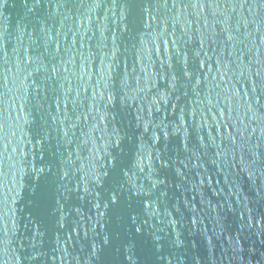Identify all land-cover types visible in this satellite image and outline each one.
I'll return each mask as SVG.
<instances>
[{
    "label": "water",
    "instance_id": "obj_1",
    "mask_svg": "<svg viewBox=\"0 0 264 264\" xmlns=\"http://www.w3.org/2000/svg\"><path fill=\"white\" fill-rule=\"evenodd\" d=\"M0 264H264V0H5Z\"/></svg>",
    "mask_w": 264,
    "mask_h": 264
},
{
    "label": "snow or ice",
    "instance_id": "obj_2",
    "mask_svg": "<svg viewBox=\"0 0 264 264\" xmlns=\"http://www.w3.org/2000/svg\"><path fill=\"white\" fill-rule=\"evenodd\" d=\"M5 2V0H0V5H2ZM35 3H39V0H34Z\"/></svg>",
    "mask_w": 264,
    "mask_h": 264
}]
</instances>
